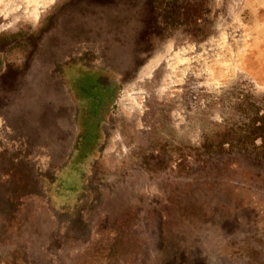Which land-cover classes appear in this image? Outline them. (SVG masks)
Instances as JSON below:
<instances>
[{"label":"rangeland","instance_id":"1","mask_svg":"<svg viewBox=\"0 0 264 264\" xmlns=\"http://www.w3.org/2000/svg\"><path fill=\"white\" fill-rule=\"evenodd\" d=\"M0 264H264V0H0Z\"/></svg>","mask_w":264,"mask_h":264},{"label":"flooded vegetation","instance_id":"2","mask_svg":"<svg viewBox=\"0 0 264 264\" xmlns=\"http://www.w3.org/2000/svg\"><path fill=\"white\" fill-rule=\"evenodd\" d=\"M64 63H66V62L64 61ZM90 84H92V85L96 84L95 86L99 87L98 90L100 93H102V96L104 99L107 100L110 98V93H111L110 91L112 90V88H114V82L110 78H108V74L97 75L95 78L92 79ZM76 87L78 88L79 86H76ZM79 88H80L79 89L80 91L84 90L81 87H79ZM83 93L86 94L87 90L84 91Z\"/></svg>","mask_w":264,"mask_h":264}]
</instances>
